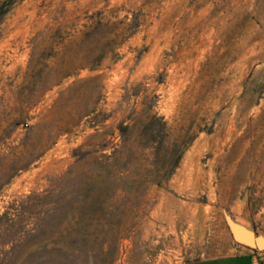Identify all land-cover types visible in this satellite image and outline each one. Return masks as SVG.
I'll list each match as a JSON object with an SVG mask.
<instances>
[{
    "label": "rangeland",
    "instance_id": "1",
    "mask_svg": "<svg viewBox=\"0 0 264 264\" xmlns=\"http://www.w3.org/2000/svg\"><path fill=\"white\" fill-rule=\"evenodd\" d=\"M3 9L0 264H197L240 250L227 219L264 240V0Z\"/></svg>",
    "mask_w": 264,
    "mask_h": 264
},
{
    "label": "crops",
    "instance_id": "2",
    "mask_svg": "<svg viewBox=\"0 0 264 264\" xmlns=\"http://www.w3.org/2000/svg\"><path fill=\"white\" fill-rule=\"evenodd\" d=\"M233 244L235 247L240 248V250L213 259L199 261L197 264H256L257 250L239 243Z\"/></svg>",
    "mask_w": 264,
    "mask_h": 264
},
{
    "label": "water",
    "instance_id": "3",
    "mask_svg": "<svg viewBox=\"0 0 264 264\" xmlns=\"http://www.w3.org/2000/svg\"><path fill=\"white\" fill-rule=\"evenodd\" d=\"M227 226L229 229V233L231 238L239 244L245 245L249 248L253 249H261L264 247V240L257 238L253 233L244 230L236 223L227 219Z\"/></svg>",
    "mask_w": 264,
    "mask_h": 264
},
{
    "label": "trees",
    "instance_id": "4",
    "mask_svg": "<svg viewBox=\"0 0 264 264\" xmlns=\"http://www.w3.org/2000/svg\"><path fill=\"white\" fill-rule=\"evenodd\" d=\"M5 11V9H3L0 13H3Z\"/></svg>",
    "mask_w": 264,
    "mask_h": 264
}]
</instances>
